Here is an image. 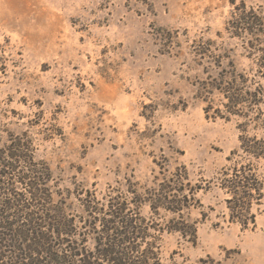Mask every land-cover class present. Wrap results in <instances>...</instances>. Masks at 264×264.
I'll use <instances>...</instances> for the list:
<instances>
[{
	"label": "rangeland",
	"instance_id": "1",
	"mask_svg": "<svg viewBox=\"0 0 264 264\" xmlns=\"http://www.w3.org/2000/svg\"><path fill=\"white\" fill-rule=\"evenodd\" d=\"M242 138L264 147V0H0V264L27 245L5 229L22 208L69 223L53 254L73 263L72 246L119 244L147 264H264V197L244 228L222 188L247 166L264 194Z\"/></svg>",
	"mask_w": 264,
	"mask_h": 264
},
{
	"label": "trees",
	"instance_id": "2",
	"mask_svg": "<svg viewBox=\"0 0 264 264\" xmlns=\"http://www.w3.org/2000/svg\"><path fill=\"white\" fill-rule=\"evenodd\" d=\"M232 106L234 102H231ZM233 110V109H231ZM242 146L244 152L252 157L259 158L260 156L263 157L264 154V147L259 146V144H255L252 141L248 143V140L242 138ZM14 147L19 153L12 152L10 157L15 159H24V161L28 162V166L30 167V163L27 160V157L22 153V148L20 145H16ZM263 148V149H262ZM7 168H11L12 171H15V166L10 163L5 165ZM0 169V175H2ZM27 179V176H25ZM23 177V178H25ZM262 184L259 183L255 174L252 172L250 167L244 166V168H240L239 170H235L233 175L226 177L222 188L227 190V192L231 195V198L228 199V202L232 204L230 206L231 216L232 218L238 219L240 223L243 225L244 228L249 226V223H255V215L251 212L252 207V200L253 199H261L264 197L262 192ZM30 194L34 201L41 199L47 200L46 195L42 193L38 187L31 182L30 183ZM14 207L15 205L12 204ZM17 207V206H16ZM25 209H29L32 207L31 204H25ZM6 208L10 209L8 206ZM5 208V210H6ZM7 209V210H8ZM48 211L46 210V214ZM18 214H23L25 219H22L23 223L20 224L18 221L16 224L7 223L8 226L5 227L7 230H12L14 232V237L10 235V240L16 242L21 241L23 244L24 242L27 243L25 245V249H20L19 245L14 247L18 250V252H23L22 254H18L17 261L14 262L17 264H93L91 262V258H93L97 253L100 256H104L103 258H109V256L116 254L120 255L119 258L111 259L113 264H125L123 260H130L133 259V264H147V262L139 257H128L125 258V252L120 249L119 244L118 248L113 249H100L99 247L96 249L95 252H88L84 248H72L66 249V252L69 253L73 257H81L79 262L73 263V261H68L69 256L61 255L56 256L53 254L54 247L56 246H63L69 241L63 240V236L70 235V231H68V222L64 223L62 219L55 217V216H48L46 217L44 209H38L37 211L29 210V213H25V211L18 212ZM17 225V226H15ZM15 226V227H14ZM111 246H115L112 243ZM108 247V248H109ZM94 255V256H93ZM45 256V257H44ZM93 256V257H92ZM149 257V256H148ZM155 264V263H153Z\"/></svg>",
	"mask_w": 264,
	"mask_h": 264
}]
</instances>
